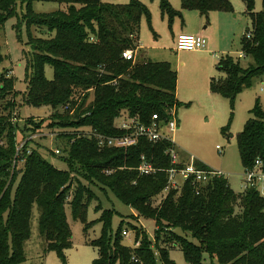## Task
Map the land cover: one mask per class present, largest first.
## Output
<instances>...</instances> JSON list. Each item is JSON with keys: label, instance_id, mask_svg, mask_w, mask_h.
Masks as SVG:
<instances>
[{"label": "trees", "instance_id": "trees-1", "mask_svg": "<svg viewBox=\"0 0 264 264\" xmlns=\"http://www.w3.org/2000/svg\"><path fill=\"white\" fill-rule=\"evenodd\" d=\"M33 1L20 0L26 8L22 20L32 48L26 69L28 72L30 67L31 76L22 101L51 108L49 128L59 129L54 144L61 149L59 157L68 169H57L31 147L23 164L12 170L18 128V122L12 121L16 93L9 70L0 73V264H27L25 246L31 237L34 205L39 210L38 233L45 243L37 264H43L51 251L64 261V250L72 242L65 207H71L73 218L87 230L86 209L94 198L81 180L73 178L77 170L85 174L83 180L91 183L92 179L106 187L137 216L153 219L155 224L153 241L130 225L135 242H139L131 248L123 243L121 225L111 235L113 212L104 210L99 217L101 236L90 242L97 249L94 264H158L157 257L160 264H174L168 256L171 245L180 248L188 264H264V196L255 189L235 193L226 178L214 177L198 194L193 185L185 183L181 191L171 189L153 205V197L162 193L167 182L165 170L170 163L165 151L171 146L169 141L140 138L127 148L99 149L93 138L61 133L86 126L104 135H120L126 132L115 120L122 115L144 124L157 115L164 125L171 111L175 112L180 103L176 98L177 72L171 65L148 58L132 63L121 56L124 50L140 46V25L143 16L149 18L147 9L137 0L127 4L38 0L60 5L55 12L38 14L31 9ZM241 2L251 23L241 40V52L252 64L243 69L225 55L217 64L224 77L210 80V90L231 101L252 78L264 73V0L259 12L254 0ZM16 5L17 0H0V27L15 14ZM180 6L205 17L212 11L233 12L229 0H180ZM159 7L170 19L181 16L166 0H161ZM35 30L44 37H36ZM44 64L52 68L51 79L43 74ZM69 111L72 118L65 121L62 115ZM251 114L236 136L239 159L244 170L252 169L257 159L264 170V111L256 104ZM29 123L38 126L33 120ZM23 127V139L37 133L26 124ZM141 156L158 170L140 175ZM17 174L20 181L11 199ZM159 242L172 244L162 247Z\"/></svg>", "mask_w": 264, "mask_h": 264}, {"label": "rangeland", "instance_id": "rangeland-1", "mask_svg": "<svg viewBox=\"0 0 264 264\" xmlns=\"http://www.w3.org/2000/svg\"><path fill=\"white\" fill-rule=\"evenodd\" d=\"M107 4H127L130 0H102ZM149 12V18L142 17L138 43L140 45L132 50L134 59L132 63L139 62L142 58L152 61L168 62L172 69L177 72L178 86L181 87V99L175 109V118L179 122V128L168 133L177 149L180 160H187L193 157L207 169L221 171L226 175L230 188L238 193L242 191L241 183L244 168L239 159L236 146V136L245 122L252 117L251 110L256 104L264 111V73L252 78L251 83L242 88L234 100L213 93L210 90V80L223 78V72L219 71L217 64L225 57L220 49L218 57L210 55L208 52L196 53L192 51H176V22L177 17L170 19L167 15H162L160 10L161 0H137ZM176 11H181L180 0H166ZM233 6L232 18L236 29H233V36L224 41L228 50V56L243 69H247L252 60L249 56L239 58L238 53L242 51L241 40L246 34L247 28L251 27L249 18L243 12L241 0H229ZM255 11L262 10V0H254ZM60 5L55 1H33L31 9L34 13H52ZM25 5L17 0L15 14L10 16L0 27V53L2 61L0 63V73L9 70V75L13 79V89L16 93V106L13 110L19 119L16 132V142L23 140L22 129L26 124L35 132L45 133L57 132L59 129L49 128L51 123L52 110L49 106L33 107L26 105L22 101V95L28 88L31 69L27 72V60L31 57L32 48L28 42V30L22 20V13L25 12ZM235 17H234V16ZM182 16V15H181ZM36 37H44L39 30L33 31ZM225 36V34H223ZM218 36V34H217ZM216 36V38H217ZM222 41V40H221ZM138 48L140 51L138 52ZM43 74L46 79L53 76L52 68L48 64L43 66ZM61 113V111H60ZM61 115V114H60ZM63 119L70 120L72 112L62 115ZM126 116H120L115 120V124L120 125ZM33 120L38 126L34 127ZM58 120V119H56ZM90 133V127H78L70 131ZM27 132V133H26ZM24 135L28 134L26 131ZM51 138H37L30 147L36 149L39 154L49 161L54 167L60 170H67L68 166L59 155L54 156L51 151L56 146ZM1 144V141H0ZM36 144V145H35ZM218 146V148H217ZM77 167V166H76ZM78 168V167H77ZM76 168V169H77ZM72 173L73 178H78L94 194V198L89 202L86 209V222L89 228L84 230V224L73 218L69 205L65 207L66 220L72 233L71 246L64 250V261L54 252H48L43 264H94L97 256V249L91 246L90 242L98 239L102 233V223L99 217L104 210L113 212L111 218V235L113 236L121 225L122 230L129 232L128 237H123V243L128 247H135L134 232L130 225H136L138 230L143 231L147 237L154 240L155 224L154 220L137 216L136 212L129 206L122 204L112 192L106 187H101L96 181L90 179L91 183L83 180L85 175L81 170ZM20 181V174H17L12 182L10 197L14 196L15 190ZM180 183V181H179ZM165 197L163 193L153 197V205H158ZM69 200L71 199L68 197ZM68 200V201H69ZM39 210L34 205L31 217V237L25 246L27 264H37L39 257L43 253L44 239L38 233ZM179 233L178 230H175ZM195 242L193 239L188 238ZM174 242V239H172ZM162 247H169L170 244L159 242ZM168 256L174 264H188L182 251L177 245L168 248ZM157 257V255H156ZM158 264L159 258L157 257ZM115 264H119L116 262Z\"/></svg>", "mask_w": 264, "mask_h": 264}, {"label": "built area", "instance_id": "built-area-1", "mask_svg": "<svg viewBox=\"0 0 264 264\" xmlns=\"http://www.w3.org/2000/svg\"><path fill=\"white\" fill-rule=\"evenodd\" d=\"M246 36L249 37V33H247ZM205 48L206 39L202 35L180 33L176 36V51H196L203 50ZM211 54L214 57H218V54L215 52H211ZM121 56L125 60L131 61L134 59V54L130 49L124 50ZM238 57H244L243 52H239ZM170 114V119L164 125L158 121L157 115H152L150 121L146 124L139 123L137 120L132 118H125L122 124L117 125L120 130H124V132H126L120 135H104L95 130H91L90 133L78 132L76 130H66L61 131V133L73 134L77 137L87 136L89 138H93L99 149L127 148L135 145L140 138H144L150 142H158L161 140L169 141L171 146L166 149L165 154L169 158L170 167L165 170L167 182L162 191L164 195H166L171 189H175L178 192L181 191L185 183H190L193 185L194 188L197 189L196 194H198V189L205 186L210 181V179L214 177L226 178V175L221 171L199 166L197 164L198 162L193 157L189 158L188 161L180 160L181 158H179V150L177 149L171 137L168 135V133H172L179 128L178 121L175 118L174 110H172ZM12 121L19 122V119L15 114L12 118ZM59 134V131L56 133L51 132L48 135L39 132L26 136L21 142L15 145L14 159L11 166L12 170L14 171L16 168H19L25 161L26 156L31 151V144H29L30 142L32 143L37 138H46L47 136H49L51 141L54 142L55 138ZM51 153L54 154V156L62 155L61 149L57 146L53 148ZM157 170L158 169L148 162L144 156L140 157V163L137 167V171L140 175L155 173ZM241 187L242 192H245L248 189H255L259 192V194L264 196V170L262 169V162L259 159L255 160L254 167L252 169L244 170ZM122 236L128 237L129 232L122 230ZM138 244L139 242H136L135 246Z\"/></svg>", "mask_w": 264, "mask_h": 264}, {"label": "crops", "instance_id": "crops-1", "mask_svg": "<svg viewBox=\"0 0 264 264\" xmlns=\"http://www.w3.org/2000/svg\"><path fill=\"white\" fill-rule=\"evenodd\" d=\"M243 6V4H242ZM181 9V8H180ZM180 17L175 23L177 34H199L206 39V48L203 50H196L192 52L204 53L208 52L210 55L214 49H220L221 53L228 55V50H225L226 46L224 41L230 36H233V29H236L235 22L232 18L231 12H209L207 17L201 15L199 12L194 10H182ZM244 12V6H243ZM234 16V15H233ZM235 17V16H234ZM218 34V36H217ZM225 34V36L223 35ZM217 36V38H216ZM222 40V41H221ZM140 47V46H139ZM178 52V51H177ZM181 87L178 86V81L176 82V98L179 101L181 99L180 91ZM180 105L182 104L179 101ZM179 127V122H178Z\"/></svg>", "mask_w": 264, "mask_h": 264}]
</instances>
